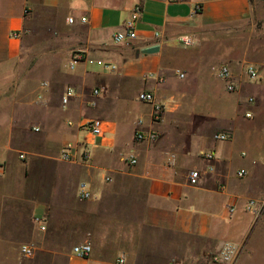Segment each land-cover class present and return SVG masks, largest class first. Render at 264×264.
Returning <instances> with one entry per match:
<instances>
[{
  "label": "crops",
  "instance_id": "obj_1",
  "mask_svg": "<svg viewBox=\"0 0 264 264\" xmlns=\"http://www.w3.org/2000/svg\"><path fill=\"white\" fill-rule=\"evenodd\" d=\"M132 17L137 39L116 44ZM232 33L263 49L264 0H0V264H211L226 243L242 250L261 219L246 205L264 198V166L235 150L234 139L240 122L253 118L241 99L246 67L261 71L263 63L223 46ZM186 34L195 47L177 42ZM222 48L232 56L217 64L212 55ZM221 65L235 74L237 92L218 78ZM68 88L76 94L64 105ZM144 92L164 106L160 121L138 99ZM89 119L104 122L101 138L80 127ZM138 132L158 139L138 141ZM225 132L230 144L213 148ZM69 143L76 162L61 158ZM85 151L90 160L82 163ZM37 163L47 172L39 195L25 190ZM193 170L202 172L197 185L189 182ZM81 183L93 200H79ZM22 205L30 208L28 227ZM39 210L46 231L36 222ZM84 243L93 247L88 259L72 252ZM22 245L34 246L35 256L22 258ZM246 263L240 252L234 264Z\"/></svg>",
  "mask_w": 264,
  "mask_h": 264
},
{
  "label": "built area",
  "instance_id": "obj_2",
  "mask_svg": "<svg viewBox=\"0 0 264 264\" xmlns=\"http://www.w3.org/2000/svg\"><path fill=\"white\" fill-rule=\"evenodd\" d=\"M176 1H182V0H176ZM199 10V9H198ZM140 12V8L137 7L135 9V15H137ZM70 23H73L74 19L70 18ZM82 23L87 22V18L81 19ZM159 36V34L157 35ZM12 37L18 38V33H13ZM137 39V31H136V18L132 17L129 20L125 22L124 30L118 32L114 36V42L116 44H131ZM177 42L184 48H192L197 45V39L194 35H181L177 38ZM80 61V57H75L70 65L71 69L75 68L76 63ZM105 68L109 71H115L117 69L116 66L105 64ZM246 77L248 80L256 81L261 78L260 72L254 65H248L246 67ZM216 74L220 80H222L226 84V88L228 92L235 93L237 92V82L236 77L231 68L228 65H221L216 69ZM180 79L185 78L184 73H178L177 74ZM76 94L75 90L72 88H68L62 98L63 104L67 105L72 97H74ZM94 96L100 95V90L96 89L93 91ZM140 102L153 105V121L157 122L160 121L162 118V115L164 113V106L161 104L156 103L155 97L153 94L149 92H144L139 95ZM247 104L253 105L255 104V98L249 97L247 99ZM247 118L252 117V113L248 112L245 115ZM69 125H73L71 122ZM81 128L86 130L90 135L96 138H101L104 135V122L100 119H89L84 121L81 125ZM38 131V129H35ZM136 138L138 141H147L150 143L156 142L158 139V134L155 132H151L148 134H145L143 132H138L136 134ZM214 139L216 141L220 142H226L231 141L233 139V134L230 132L225 133H218L214 136ZM75 146L71 143L65 145L63 149L61 150V158L62 160L66 162H76L77 156L75 154ZM21 159H24V156H20ZM82 163H87L90 160V154L85 151L81 156ZM203 158L206 161L211 162L215 158V154L213 152H208L203 155ZM127 160L130 162V164L135 165L137 163V160L130 156L127 158ZM214 167L209 166L208 171L214 172ZM246 174L244 170H242L239 173L240 177H243ZM202 177V172L199 170H193L189 174V182L192 185H197ZM106 182H110L111 178L106 177ZM78 198L80 201H91L95 198L94 194L90 190L87 183H81L78 190ZM246 209L248 212L253 214L256 218H259L264 213V198L259 199H250L246 205ZM236 211L235 206L229 207V213L232 215ZM36 222L39 225V228L41 231L47 230V225L44 220L36 219ZM35 248L32 245H22L21 247V256L25 259H31L35 256ZM73 254L81 259H88L90 258L93 247L90 243H84L73 247L72 250ZM241 252V247L234 243H226L221 252L213 257V261L218 264H234L237 260L239 254ZM119 264H124L125 260L124 258H120L118 261ZM170 264H178V263H170Z\"/></svg>",
  "mask_w": 264,
  "mask_h": 264
},
{
  "label": "rangeland",
  "instance_id": "obj_3",
  "mask_svg": "<svg viewBox=\"0 0 264 264\" xmlns=\"http://www.w3.org/2000/svg\"><path fill=\"white\" fill-rule=\"evenodd\" d=\"M235 35L236 33H232L231 36L229 35L228 43L222 45H229L228 47H232L234 50H230V52L235 51L236 55H242V53L247 51L249 55L248 57H250L249 59L258 60L259 62L263 63V66L260 67L261 71H259L261 76L260 79L252 81L247 79L246 74L245 76H243L244 82L247 83L245 92L241 94V99H243V108L244 112H251L253 118L250 121L245 119L240 122L237 137H235L234 139L235 150H244L248 152L249 155L255 156L260 163L262 162V165L264 166V74H261L264 73V45L263 49L257 53V51H255L257 41H255L253 38L249 39L248 34H245V36L240 35L238 37H234ZM241 37L243 38V41L237 40ZM232 39H234V41L230 42ZM28 45L30 46L31 50L43 49V46L40 44L36 46L33 45V43L29 42ZM229 55L231 54H228L227 50H224L223 48L219 50L216 49V51L213 52L212 59L215 63L219 64ZM234 96H236V94H234L233 97ZM249 97H254L256 103L253 105H246L247 99ZM229 144L230 141H215L213 148ZM46 176L47 172L44 169V166L38 163L34 164L29 171V181L28 185H26L25 190L29 192L31 190L33 193L39 195L41 190L40 184ZM23 190L24 189L21 186L20 191L22 194ZM19 209L22 211V226L28 227L30 224H32L29 217L30 208L28 206L22 205ZM43 215V211H37L36 219L42 220ZM259 218H261L260 222H258L254 230L252 231L250 238L248 239V244L245 245V247H243V249L241 250V257L245 256L247 262L246 264H264V213L262 214V217L260 216ZM34 228H37L36 223H34ZM21 239H25V236H21ZM249 250L251 251V256L247 255ZM12 253L19 257V251L16 247L12 250ZM211 264L217 263L213 261V263L211 262Z\"/></svg>",
  "mask_w": 264,
  "mask_h": 264
}]
</instances>
